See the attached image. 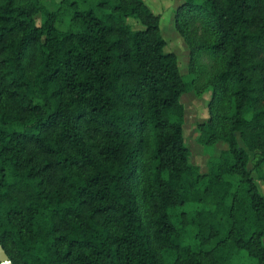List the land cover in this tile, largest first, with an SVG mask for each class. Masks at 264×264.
I'll use <instances>...</instances> for the list:
<instances>
[{
  "label": "trees",
  "instance_id": "obj_1",
  "mask_svg": "<svg viewBox=\"0 0 264 264\" xmlns=\"http://www.w3.org/2000/svg\"><path fill=\"white\" fill-rule=\"evenodd\" d=\"M173 25L188 78L144 0H0L13 264H264V0H184ZM190 90L210 95L199 142L226 145L205 172L184 141Z\"/></svg>",
  "mask_w": 264,
  "mask_h": 264
},
{
  "label": "rangeland",
  "instance_id": "obj_2",
  "mask_svg": "<svg viewBox=\"0 0 264 264\" xmlns=\"http://www.w3.org/2000/svg\"><path fill=\"white\" fill-rule=\"evenodd\" d=\"M60 0H43L49 10H54ZM184 0H144L147 6L155 14L159 15V30L165 40V51H172L177 55L178 65L181 74L188 78V48L182 37L176 31L173 25L174 10ZM36 21L39 23L40 18L37 15ZM128 22L133 29L142 28L140 22L133 18H128ZM69 24V17L64 16L56 23L57 28L66 30ZM209 93L203 92L197 94L194 90L184 93L180 100L184 106L183 134L186 146L189 149V162L197 165L200 172L207 170V160L211 154H218L226 147L223 142H217L212 146H206L198 140L197 125L208 117ZM252 160L248 167L251 168ZM261 190L264 191L262 182L258 181ZM249 262V260H248Z\"/></svg>",
  "mask_w": 264,
  "mask_h": 264
},
{
  "label": "water",
  "instance_id": "obj_3",
  "mask_svg": "<svg viewBox=\"0 0 264 264\" xmlns=\"http://www.w3.org/2000/svg\"><path fill=\"white\" fill-rule=\"evenodd\" d=\"M0 264H13L1 244H0Z\"/></svg>",
  "mask_w": 264,
  "mask_h": 264
}]
</instances>
